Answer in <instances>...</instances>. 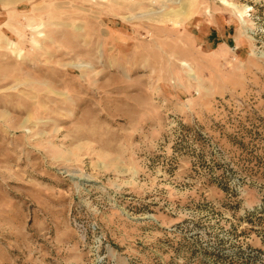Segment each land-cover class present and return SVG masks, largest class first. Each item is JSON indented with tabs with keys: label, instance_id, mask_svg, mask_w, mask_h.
Returning <instances> with one entry per match:
<instances>
[{
	"label": "rangeland",
	"instance_id": "1",
	"mask_svg": "<svg viewBox=\"0 0 264 264\" xmlns=\"http://www.w3.org/2000/svg\"><path fill=\"white\" fill-rule=\"evenodd\" d=\"M0 264H264V0H0Z\"/></svg>",
	"mask_w": 264,
	"mask_h": 264
}]
</instances>
